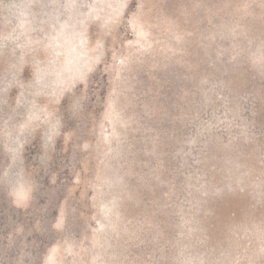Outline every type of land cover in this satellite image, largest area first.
<instances>
[{
  "label": "rangeland",
  "instance_id": "1",
  "mask_svg": "<svg viewBox=\"0 0 264 264\" xmlns=\"http://www.w3.org/2000/svg\"><path fill=\"white\" fill-rule=\"evenodd\" d=\"M0 264H264V0H0Z\"/></svg>",
  "mask_w": 264,
  "mask_h": 264
}]
</instances>
